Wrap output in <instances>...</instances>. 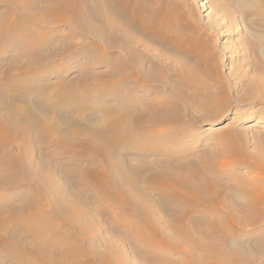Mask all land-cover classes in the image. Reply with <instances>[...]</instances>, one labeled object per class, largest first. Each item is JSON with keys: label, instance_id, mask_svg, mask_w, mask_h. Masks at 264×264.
<instances>
[{"label": "bare ground", "instance_id": "6f19581e", "mask_svg": "<svg viewBox=\"0 0 264 264\" xmlns=\"http://www.w3.org/2000/svg\"><path fill=\"white\" fill-rule=\"evenodd\" d=\"M229 2L245 11L250 28L257 30L250 34L259 58L254 62L258 73L249 78L245 95L237 102L264 105V0ZM195 14L174 0H0V264H85L81 257L87 251L95 254L100 240L98 215L107 214L103 210L93 214L89 205L105 201L114 213L118 210L113 227L119 229L123 248L130 245L142 261L148 262L146 257L153 254L173 264L172 258L158 253L160 245L173 242L158 239L160 232L156 231L158 222L165 224L164 217L171 216L182 221L204 218L211 226L209 241L203 244L188 224L186 228L172 225L177 239L194 241L192 262L264 264V247H246L242 242L244 238L264 240V153L252 156L244 148L237 149L241 134L226 129L221 134L232 139V145L220 151L213 147L196 152L202 153L198 157L206 175L200 174L195 161H189L196 150L183 156L177 172L170 163L161 164L157 159L174 154V146L182 143V136L184 139L183 115L192 105L185 91L193 87L196 70L164 65L149 53L145 39L168 42L187 62L195 59L204 73L221 80L219 96L209 86L197 92L200 105H225L229 99L227 84L217 73V44L208 41L214 39L215 28L209 27L206 34V27L195 26ZM61 24L79 41L68 38L46 55L52 38L44 29ZM260 28L263 30L258 31ZM80 55L85 56L84 66H64L63 59L75 60ZM87 66L94 72L85 73ZM69 72L76 74L71 78ZM54 76L59 81H50ZM166 88L169 97L161 95ZM137 91L139 95H132ZM259 119L249 128L264 122V117ZM52 136L58 151L46 148ZM170 140L173 146L169 149L163 142ZM31 142L38 143V167ZM240 151L243 155L234 158ZM61 154L87 162L84 168L77 162L59 167L61 177L72 187L69 199L65 188L52 181L50 161ZM221 155L231 160L212 165ZM230 163L244 169L235 172L234 184H227L228 177L216 172ZM213 177L223 182V189H216L219 182ZM24 187L27 192L21 191ZM11 196L20 202L5 201ZM46 204L52 207L53 216L82 235L84 246L75 244L73 238L59 245L54 238L63 234L53 220L52 239L46 241ZM132 222L140 225L134 227ZM103 247L102 263L107 264L116 253L124 264L125 254L118 253L114 240H105Z\"/></svg>", "mask_w": 264, "mask_h": 264}, {"label": "rangeland", "instance_id": "374dc122", "mask_svg": "<svg viewBox=\"0 0 264 264\" xmlns=\"http://www.w3.org/2000/svg\"><path fill=\"white\" fill-rule=\"evenodd\" d=\"M217 1V2H215ZM212 2V0H174L177 4L184 7L186 10H190L192 13L195 14V11L198 13L199 17L198 21H195V26L198 27L199 25H203L206 29V34L209 32V27L211 29V26H214V39L209 37L208 41L211 42L214 40L217 49V57H218V74L222 76V81L224 83L226 82V86L228 87V101L225 105L215 104V105H200V100L197 96V92L203 91L204 87L209 86L211 88V91H214V93L218 94L219 96V80L215 74H206L201 70V66H199L195 59L188 61L185 60L181 53L171 49L169 47V43L166 42L165 44L154 42L149 39H145V45L149 50V53L152 55H156L159 57L164 65H173L176 69H186L191 70L193 67L196 71L192 74V80L194 82V85L191 89L185 91V95L191 100L192 105L191 108L183 115V121L182 123L187 132L184 135V139L182 136V143L179 144V146H174V150H177L174 154L169 155H160L157 157V159L160 160L161 164H168L170 163L172 166L175 167V171L177 172V166L181 164L180 162L183 161V156L189 155L188 153L194 152V156L189 157V161H195L197 169H200L201 175H206V171H201V168H204V163L200 164L199 155L197 154L205 150V152H208L210 150H214L217 148L222 150L224 147L228 145H232L234 141L226 137L225 135H222L221 133L225 131L226 129H234L237 132L241 134V141H237V149L246 151L249 155H260L264 153V122L261 123L258 127L249 128V125L253 122H257L260 120L259 118L264 117V105H242L238 104L237 99L239 96L245 95V88L248 84L249 78H252L254 74H257V70L254 67V62L259 61V58L257 57V50L255 49V43L251 38L250 33H254L257 30H253L250 28L248 24L249 16L243 11L241 8H237L233 5H235L233 2L230 4L229 0H215ZM215 3V4H214ZM227 4L232 5L231 8L228 9V11L224 10L227 7ZM226 6V7H225ZM3 9V8H1ZM226 16H230V20L226 19ZM234 18V19H233ZM193 21V20H192ZM193 23V24H194ZM208 26V27H207ZM47 33H49V36L52 38V42L49 43L48 47H46V55L50 54L51 51L56 49V46H61L65 40L68 38L72 41H76L77 39L79 41V38H74L75 34L73 32H70L69 28L65 24L61 25H46ZM42 30V31H44ZM263 29L260 28L258 31H262ZM207 38V35L205 36ZM144 45V44H143ZM59 48V47H58ZM244 48V50H243ZM75 49V47H74ZM66 57L62 56L61 58ZM74 58L66 57L63 59L64 66L73 68V66L81 65L83 64V61L85 60L84 55L78 56L75 60ZM54 61V59L52 60ZM57 61V59H56ZM85 64H83L84 66ZM63 66V67H64ZM172 66V67H173ZM100 70H103L101 67ZM85 73H93L92 68L87 66L84 70ZM70 77L75 76V72H69ZM58 76V75H57ZM50 81H59V78L54 76L50 77ZM29 82V81H28ZM246 83V84H245ZM221 86V85H220ZM162 88V87H161ZM159 89V87H158ZM218 90V91H217ZM157 91V90H155ZM161 91V90H159ZM162 92H166L165 94H161L162 96L169 97V91L166 89H163ZM219 92V93H218ZM124 93H127L124 91ZM132 93V90H129V95ZM140 92L137 91L133 93L132 95H139ZM152 95V94H151ZM151 95L147 96L146 98H150ZM252 98L256 97L253 94H249ZM154 97V96H152ZM93 101V100H89ZM218 102L219 98H218ZM176 103L182 104L179 100L176 99ZM182 106V105H181ZM262 115V116H261ZM182 119V118H181ZM264 121V119H261ZM215 124H218L214 126ZM171 125V124H170ZM168 126L167 128H171V126ZM174 125V124H173ZM233 127V128H232ZM183 129V130H185ZM170 131V132H171ZM220 133V134H219ZM53 137V136H52ZM50 138L46 141V148H52L53 151H58V148L56 145V139L55 136L53 138ZM225 137V138H224ZM159 139V137L157 138ZM243 141V142H242ZM248 142V143H247ZM259 142V143H258ZM167 148L170 149L169 146H173L172 141L163 142ZM245 143V144H244ZM34 144V145H33ZM31 142L32 147H35L34 151V159H35V166L38 167L40 164V158L41 154L38 151V143ZM239 144V145H238ZM241 144V145H240ZM257 144V145H256ZM243 145V146H242ZM246 145V146H245ZM259 145V146H258ZM49 146V147H48ZM245 146V147H244ZM204 147V148H203ZM223 147V148H222ZM216 148V149H215ZM207 150V151H206ZM218 150V149H217ZM52 151V152H53ZM250 151V152H249ZM197 152V153H196ZM58 153V152H57ZM184 154V155H182ZM239 155H243V153L237 154L234 158H239ZM65 155H57L53 158V161H50L52 164L51 168L54 170L52 181L56 184H60V186L64 187L67 196L66 199H69L71 197V191L72 187L69 184L65 183V179L61 177V170H59L60 165L64 164L68 166H73L74 162H77L79 165L81 164V167H86L87 162H85L83 159L77 157V156H70V157H64ZM77 157V158H76ZM134 157V156H133ZM74 158V159H73ZM140 158V157H139ZM154 158V157H149ZM212 159V156H210V160ZM231 158L221 155L217 157L212 165L217 166V162L223 161L222 163H227ZM138 161V160H135ZM220 164V163H218ZM224 164V165H225ZM222 165V166H224ZM149 168V167H148ZM148 168H144L143 172H148ZM171 171H173L172 168H170ZM169 169V170H170ZM221 169L222 172L216 171L218 174L223 175V177H228V179L224 180L229 183H236V178L234 176L235 172L241 173L244 172V169H237L233 165L228 164ZM179 170V168H178ZM239 170V171H238ZM186 169L184 170V172ZM146 172V173H147ZM70 174V173H69ZM216 174V175H218ZM75 173L71 171V177H75ZM70 176V175H69ZM213 179L219 183H217V190L223 189L221 186L223 185V182L215 177ZM68 185V186H67ZM264 185V184H263ZM160 186V185H158ZM58 189V187H56ZM90 188V186H89ZM24 189V190H23ZM27 188H22L21 191H26ZM91 190V189H90ZM54 193H56V189L53 190ZM11 195H13L12 192H10ZM9 194V195H10ZM7 199V198H6ZM12 203L20 202L16 197L11 196V198L5 201H11ZM104 203V202H103ZM93 203L91 202L90 211L94 214H97V210L105 213V215L101 214L98 215L97 221V230L98 235L100 236L99 243L95 245L96 247V253H92L87 251L83 254V257H81L82 260L85 261V264H104L101 261L100 256L104 254V247L105 240H114V243L116 246H118V253L125 254L123 255V261L124 264L127 262L128 264H168L166 262L161 261L158 257H153V254L151 256L146 257L148 258V262L142 261L138 256L134 255L131 252L130 245H126L125 248H123V245L121 241L119 240V229L118 227H113L114 224V217H118V210L116 213L113 212V209L111 208V204H109L108 201H105L103 204ZM43 206V202L40 203ZM178 203H175L174 205L178 207ZM110 205V206H109ZM100 208V209H98ZM102 208V209H101ZM175 210V209H174ZM53 209L50 205L46 204V241L52 239L50 237L52 225V220L56 226V229L61 230V233L63 234L62 237H60L58 240L56 238L55 241L59 244H63V240L67 238H73L75 244H79L84 246L86 241L82 237V235H78L77 233H73L70 229V226L64 222L63 220L57 219L55 216H53ZM52 217L49 219V217ZM165 219V220H164ZM162 222L157 224L156 231H158L159 236L158 239L161 237L166 240V242L172 241L173 243L168 244L165 243V246H161L158 248V253H160L161 256L165 258H172L173 264H197L194 263V261H191V254H193L192 251V243L186 242L184 240L177 239L174 236V232L172 231V225L178 224L183 227H187V224L193 229L194 231L193 236H196V238L201 239L202 243H208L209 239L207 238V231L210 232L209 222L208 220L204 218H195L193 220H176L173 219L171 216H165ZM56 221V222H55ZM134 227L137 226L139 223L132 222ZM167 224V225H166ZM120 225V224H119ZM140 225V224H139ZM171 225V228L169 227ZM160 227V228H159ZM197 230V231H196ZM199 230V231H198ZM196 231V232H195ZM73 234V235H72ZM77 234L78 236H76ZM108 237V238H107ZM185 237V236H184ZM249 241V242H248ZM243 246L246 245H252L254 248H260L264 247V240L259 239L257 241L255 240H248L245 239L242 241ZM100 245V246H99ZM200 248V244H196ZM263 245V246H262ZM51 256V255H50ZM168 256V257H167ZM200 256H204L203 252H200ZM152 257V258H150ZM111 261H107L109 264H115V262H118V264H121V261L118 259V254L112 253L109 256ZM193 259V258H192ZM260 262V261H259ZM107 263V264H108Z\"/></svg>", "mask_w": 264, "mask_h": 264}]
</instances>
